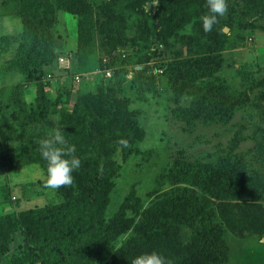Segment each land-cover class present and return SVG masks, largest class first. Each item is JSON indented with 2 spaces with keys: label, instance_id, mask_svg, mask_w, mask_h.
<instances>
[{
  "label": "trees",
  "instance_id": "1",
  "mask_svg": "<svg viewBox=\"0 0 264 264\" xmlns=\"http://www.w3.org/2000/svg\"><path fill=\"white\" fill-rule=\"evenodd\" d=\"M120 1H127L120 14L135 15L143 29L136 41V53L128 55L127 60H112L110 67L125 61H142L148 54L151 38L159 32L169 36L165 32H177L190 24L192 32L185 43L194 47L187 48L196 56L186 63L196 69L198 79L213 72L210 59L221 50L225 32L217 24L210 32H204L200 17L208 14L206 0H158L152 15L134 10L140 0ZM72 4L67 9L76 12L79 3ZM59 6V0H0V20L10 16L23 25L22 34L1 38L0 72L24 74L27 79L10 86L0 85V167L33 164L46 173V161L41 158L37 141L60 129L68 145L75 146V155L81 161V169L72 173L73 177L76 172L83 174L78 179L80 195H75L71 187L52 189V198L43 205L0 213V264H97L104 259L106 247L130 230L132 234L113 250L107 264H131L134 257L152 251L162 254L170 264L226 263L225 229L210 211L204 193L228 196L242 185L240 166H219L220 172H214L212 166L182 165L184 169L176 172L177 181L171 189L163 190L161 181H157L154 189L147 192L155 195L147 206L132 189L113 215L105 219L113 178L120 168L113 153L118 148L125 159L142 138L143 130L136 111L121 98L118 69L96 95L78 94L70 108L65 106L72 99L68 86L54 85L52 95L49 94L50 84L45 77L55 57ZM158 25L161 29L157 31ZM184 53V49H177V54ZM158 76L154 74L153 79ZM203 80L197 85L198 95L205 94L201 90ZM28 81L34 85L31 100L25 97ZM203 86L211 89L207 84ZM220 94L225 111L219 118L228 120L226 115L235 111L236 103L226 92L221 90ZM237 138L241 136L235 133L232 139L238 142ZM12 142L16 145L15 153L11 150ZM231 157L239 162L236 153ZM168 175L163 172L159 177ZM10 190L8 183L0 184V199L12 204ZM15 204L17 201L13 207ZM180 224L191 229L187 242L178 238ZM15 230L26 237L19 258L8 253V241Z\"/></svg>",
  "mask_w": 264,
  "mask_h": 264
},
{
  "label": "rangeland",
  "instance_id": "2",
  "mask_svg": "<svg viewBox=\"0 0 264 264\" xmlns=\"http://www.w3.org/2000/svg\"><path fill=\"white\" fill-rule=\"evenodd\" d=\"M72 1L79 3L76 12L67 9L73 5ZM227 2L228 12L218 17L217 25L223 32L224 27L228 30L221 50L210 59L209 65L214 70L198 79L196 69L186 63L196 56L185 43L186 36L192 32L190 24L177 32H165L169 36L159 32L151 38L148 54L142 61H125L110 67L112 60H127L128 55L135 54L136 41L141 38L143 23L135 15L120 14L126 9L127 1L59 0L55 57L45 81L50 84V95L54 85L70 88L72 99L68 105L65 103L70 108L76 95H96L98 88H104L118 69L122 79L121 98L136 111L143 136L125 159L118 148L113 153L120 168L113 178L105 219L113 215L132 189L147 206L155 196L147 192L154 189L157 181H161L163 190L171 189L177 181L176 172L184 169L182 165L212 166L214 172H220L219 166H240L243 170L240 187L224 197H216L212 191L204 195L210 211L225 229L228 260L223 264H264V0ZM157 8L158 0H140L134 10L152 15ZM160 29L158 25L157 31ZM16 33H23L19 19L7 16L0 20V43L5 35ZM177 49H184L185 55L177 54ZM156 68L162 69L159 76ZM105 70H109V78ZM154 74L158 79H153ZM201 79L205 94L198 95ZM25 80L24 74L12 76L0 72V85L10 86ZM28 85L25 97L31 100L34 85L31 82ZM221 90L236 103L235 111L226 115L228 120L219 118L225 111ZM59 119L57 116L56 121ZM235 133L241 136L238 142L232 139ZM10 146L15 153V143ZM233 153L239 162L232 159ZM163 172L169 175L159 177ZM77 173L79 176L75 177ZM44 174L43 169L33 164L0 167V184L8 183L13 201L9 204L1 198L0 213L47 203L53 194L44 185ZM82 175V172L74 173L75 183L71 188L75 195H80L78 179ZM131 234V230L127 231L108 245L104 259L97 264H107L113 250ZM190 236V227L180 224L178 238L187 242ZM25 241V235L15 230L8 241L9 255L19 258Z\"/></svg>",
  "mask_w": 264,
  "mask_h": 264
},
{
  "label": "clouds",
  "instance_id": "3",
  "mask_svg": "<svg viewBox=\"0 0 264 264\" xmlns=\"http://www.w3.org/2000/svg\"><path fill=\"white\" fill-rule=\"evenodd\" d=\"M208 14L200 17L205 33L212 30L217 24L218 17L228 12L227 0H206ZM41 158L46 161L44 174L45 187L58 190L62 187H71L74 183L72 173L81 167L80 159L75 155L74 145H68L60 129L48 133L47 138L37 141ZM131 264H170L162 254L152 251L141 253L134 257Z\"/></svg>",
  "mask_w": 264,
  "mask_h": 264
},
{
  "label": "built area",
  "instance_id": "4",
  "mask_svg": "<svg viewBox=\"0 0 264 264\" xmlns=\"http://www.w3.org/2000/svg\"><path fill=\"white\" fill-rule=\"evenodd\" d=\"M161 72H162V69H161V68H156V69H155V73H156V74H159V73H161ZM104 73H105V75L108 76V77L111 76L109 70H105Z\"/></svg>",
  "mask_w": 264,
  "mask_h": 264
},
{
  "label": "water",
  "instance_id": "5",
  "mask_svg": "<svg viewBox=\"0 0 264 264\" xmlns=\"http://www.w3.org/2000/svg\"><path fill=\"white\" fill-rule=\"evenodd\" d=\"M227 30H228V29H227L226 27H224V31L227 32Z\"/></svg>",
  "mask_w": 264,
  "mask_h": 264
}]
</instances>
